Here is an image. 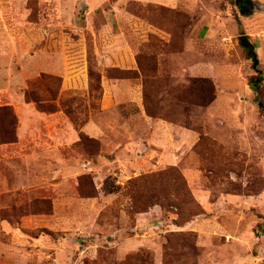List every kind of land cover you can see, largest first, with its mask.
Instances as JSON below:
<instances>
[{
	"label": "rangeland",
	"instance_id": "374dc122",
	"mask_svg": "<svg viewBox=\"0 0 264 264\" xmlns=\"http://www.w3.org/2000/svg\"><path fill=\"white\" fill-rule=\"evenodd\" d=\"M0 264H264V0H0Z\"/></svg>",
	"mask_w": 264,
	"mask_h": 264
},
{
	"label": "water",
	"instance_id": "95a60500",
	"mask_svg": "<svg viewBox=\"0 0 264 264\" xmlns=\"http://www.w3.org/2000/svg\"><path fill=\"white\" fill-rule=\"evenodd\" d=\"M240 42H241V45L247 50V57L252 60L253 68L257 72L261 73L262 71L258 68L260 64V59L256 51V45L252 42V40L247 35L240 36ZM254 86L256 87L257 85L254 84Z\"/></svg>",
	"mask_w": 264,
	"mask_h": 264
},
{
	"label": "trees",
	"instance_id": "16d2710c",
	"mask_svg": "<svg viewBox=\"0 0 264 264\" xmlns=\"http://www.w3.org/2000/svg\"><path fill=\"white\" fill-rule=\"evenodd\" d=\"M245 5H246V3H244V2L241 4L242 7H244ZM204 81H205V80H204ZM210 101H211V100L207 101V102H206L205 104H203V105H208V104L210 103ZM6 109H7V107H6ZM4 142H6V141H4Z\"/></svg>",
	"mask_w": 264,
	"mask_h": 264
},
{
	"label": "crops",
	"instance_id": "0c3cea01",
	"mask_svg": "<svg viewBox=\"0 0 264 264\" xmlns=\"http://www.w3.org/2000/svg\"><path fill=\"white\" fill-rule=\"evenodd\" d=\"M108 28V27H107Z\"/></svg>",
	"mask_w": 264,
	"mask_h": 264
}]
</instances>
